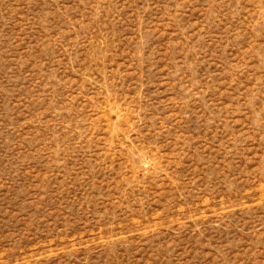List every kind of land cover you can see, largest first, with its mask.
<instances>
[{
    "label": "rangeland",
    "instance_id": "374dc122",
    "mask_svg": "<svg viewBox=\"0 0 264 264\" xmlns=\"http://www.w3.org/2000/svg\"><path fill=\"white\" fill-rule=\"evenodd\" d=\"M0 264H264V0H0Z\"/></svg>",
    "mask_w": 264,
    "mask_h": 264
}]
</instances>
